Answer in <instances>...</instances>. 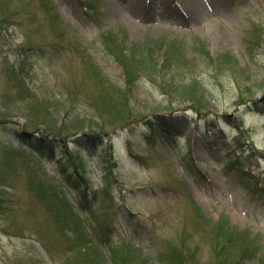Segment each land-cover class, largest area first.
Returning a JSON list of instances; mask_svg holds the SVG:
<instances>
[{
  "label": "rangeland",
  "instance_id": "374dc122",
  "mask_svg": "<svg viewBox=\"0 0 264 264\" xmlns=\"http://www.w3.org/2000/svg\"><path fill=\"white\" fill-rule=\"evenodd\" d=\"M47 1L64 35L56 37L47 25L45 12L53 13L39 7ZM27 7L37 8L30 36L2 22L4 15ZM0 17V264L82 262L73 253L61 255L70 233L51 220V199L40 181L45 172L62 183V171L81 172L98 194L93 201L87 192L91 210H86L79 203L85 190L65 188L72 210L93 221L114 213L116 237L127 242L112 249L134 264H164L153 257L156 249L198 252L199 259L187 264H213L214 226L195 229L200 222L191 220V200L210 222L226 219L248 231L264 255V197L253 190L259 193L264 186V112L245 110L238 98L264 94V0H0ZM105 31L115 33L107 40L126 52L152 48L150 62L156 68L151 75L138 72L127 86L123 68L99 39ZM57 41L84 47L86 57L56 50L51 43ZM92 66L129 89L133 115L155 122L139 124L134 134L126 128L113 137L89 139L107 127L90 99L102 98L85 74ZM20 67L23 88L33 94L27 101L37 108L26 110L25 103L10 99L7 71ZM201 93L209 104L202 112L195 109ZM27 111L77 135L71 142L79 148L74 166L64 155L27 148L17 162L7 160L1 145L19 148L12 131L31 124ZM34 177L40 182L34 181L33 191L28 181ZM88 251L80 250L86 257ZM238 264L253 263L242 259Z\"/></svg>",
  "mask_w": 264,
  "mask_h": 264
},
{
  "label": "trees",
  "instance_id": "16d2710c",
  "mask_svg": "<svg viewBox=\"0 0 264 264\" xmlns=\"http://www.w3.org/2000/svg\"><path fill=\"white\" fill-rule=\"evenodd\" d=\"M51 4L52 3L50 1H47L46 4L42 6L40 5L39 7L43 12L49 11L53 13V16L50 17L49 13L45 12V14L49 16L47 25L56 30L55 35L56 37H59L64 35L63 32L65 29L55 27L56 22H58L59 15L55 11L51 10L53 8L51 7ZM36 9L37 8L35 7H32L31 9L30 7H27L23 12L22 9L18 11H12L13 13L4 15V17L7 16V18L2 22L17 25L26 36H30L29 33L35 29L33 22ZM1 19L2 18L0 17V20ZM107 37L115 38V33L112 31H106V33L103 34L102 37H99V39L104 49L122 65L125 77L127 78V86H129L130 83H132L139 76L137 74L138 72H142L144 75L148 76L151 75V71L156 68V65L153 62H150L154 53L152 48L149 46L142 48L135 47L129 53L126 52L120 45L115 44L113 41H108ZM158 41L159 40L157 39L156 42ZM35 44L40 45L37 43ZM51 44L52 46H57L56 50L59 47L58 50H61L62 52L72 51L75 54L81 53V56L86 57L84 47H76L73 44L61 41H57L54 44L52 42ZM203 46L206 47V43L203 42ZM50 50H52V48H50ZM89 62L90 61L88 60V63ZM20 63L22 62L20 61ZM91 68L92 71L89 72L88 68L85 71V74L93 80L95 87L99 89V91L94 92L102 98L95 99V97L93 98L90 96V99L92 98V101L94 102V108L97 115L103 120V124L107 123V127H105L103 130L92 132L95 135L89 137V139H94L96 141L102 140L106 133H108L110 136H113L114 132H118L119 130L126 128L130 129L131 134H134L135 129L139 124L151 126L155 122V118L153 117L146 118L136 117L135 114L133 115L132 109H130L131 99L128 95L129 89H121L115 83L106 80V78L101 75V71L95 66H92ZM21 73V67L19 70L15 69L14 71L13 68H11L10 71H7V76L9 78V83H7V86L8 88L10 86L12 91V97L10 99L16 102L22 101L26 104L25 108L27 110V108L31 109L32 107L39 104L35 103L34 101H27L29 100L28 98L30 96H33V94L29 92L27 88H23L24 83L22 82L24 81V77ZM238 98L246 105V108L255 110L264 109V94L261 96L256 95L249 97H243L241 94H239ZM195 102L196 110H207L209 107L208 101L203 93H201L200 99L198 98ZM27 115L31 116L28 111ZM42 115V113H38L36 117L31 116L29 118L31 124L28 126H20V129H14L12 133L16 140L19 141V148H16L12 145H7V143H3L1 145L2 153L5 156H8L7 160L17 162L18 158L21 156L23 157L22 153L25 148L30 151L37 150L41 154H43L45 151L49 153L56 152L58 154L64 155L66 160L70 161L74 165L75 163L73 161V156L75 152L79 151V148L72 145L77 141V136H74L76 134L72 135L73 133L67 132L59 126L43 121L41 119ZM40 123L43 124V126H41L42 128L37 127L38 124L42 125ZM0 124L4 123L0 121ZM81 133L85 134L88 132L81 131ZM143 137L145 138V136ZM233 141L239 143L238 139H233ZM21 144L24 145L22 146ZM75 170H77V168H75ZM62 173L63 179L66 180L65 184L69 187H72L78 191L87 189L88 180L81 172H77V176H73L76 175L75 173H65L63 171ZM42 175L43 176L40 181L46 186L47 196L51 199L50 218L57 224L58 229L64 227L70 233L69 241L60 250L62 256L65 254V258H67L70 253H73L75 254L74 256L79 257L77 261H82L80 264H97V261L111 264L107 262H112L113 260L114 261L112 264H134L131 256V259L126 256H119L117 255L115 249H112V246L114 245L124 244V242H127L122 240L120 237H116V216L114 213L109 212L108 217L102 221H93L89 215H79L72 210L64 198V183H51V180H49L48 176H45V172ZM107 176H109V172L105 174V177ZM34 178L28 181V187L30 190L35 188L33 184L34 181L40 182L39 179L37 180L36 177ZM86 194L87 193L85 191V194L83 195L85 198L80 200L79 203L87 210H91V200L90 198H86ZM96 198H98V194L94 190L92 192L91 199L96 201ZM88 200L89 203H87ZM189 200L191 199L189 198ZM191 202L192 207L194 206L193 210L195 213V217L191 218V220L193 221L196 219V222H200V224L198 223L195 225V229L197 231H202V229H204L207 224H212L214 226H210L211 233L215 235L216 239L212 240L214 242V248L211 247L212 253L210 254L214 259L213 264H238V261L240 262L242 259H250L253 264H264L262 246L258 243L257 238L251 236L246 230H241L236 226L230 225L226 219H223V221L219 220L214 223L210 222L209 219L203 217L199 207L193 205L194 201L191 200ZM198 219H204L203 223L205 225L201 222V220L198 221ZM192 236L193 233H191V237ZM85 247L89 248L88 257L81 255L80 252V250ZM111 253L116 256L114 259L111 257ZM119 257L120 260H118ZM153 257L164 264H187L189 263L190 259L193 261L199 259V253L195 252L190 256L189 253L186 254L184 250L180 252L175 251V253L170 254L168 251L156 249V252L153 253ZM59 264H63L62 261Z\"/></svg>",
  "mask_w": 264,
  "mask_h": 264
}]
</instances>
